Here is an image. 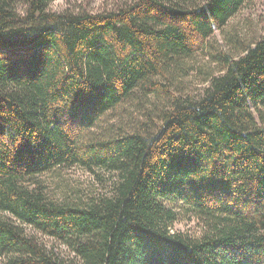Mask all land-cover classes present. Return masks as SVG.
Masks as SVG:
<instances>
[{
  "label": "trees",
  "instance_id": "obj_1",
  "mask_svg": "<svg viewBox=\"0 0 264 264\" xmlns=\"http://www.w3.org/2000/svg\"><path fill=\"white\" fill-rule=\"evenodd\" d=\"M53 1L0 0V264H264V37L213 44L253 0ZM71 167L113 173L110 191L57 201L38 179ZM182 213L198 236L172 230Z\"/></svg>",
  "mask_w": 264,
  "mask_h": 264
},
{
  "label": "rangeland",
  "instance_id": "obj_2",
  "mask_svg": "<svg viewBox=\"0 0 264 264\" xmlns=\"http://www.w3.org/2000/svg\"><path fill=\"white\" fill-rule=\"evenodd\" d=\"M127 0H55L49 3L48 9L52 12H61L64 9L86 10L89 12H102L112 9L116 4ZM17 8H22L21 0H16ZM19 3V4H18ZM264 37V0H253L242 11L231 18L222 31L214 32L213 44L215 50H222L234 53L237 47V40L259 39ZM211 49V52H215ZM194 64V71L186 70V74L180 79L184 84V89L191 95H197L199 92L195 80L200 78V68L204 70L217 67L215 58L206 50L203 54L197 55L191 60ZM184 71V70H183ZM152 100V99H151ZM157 103L160 102L157 101ZM152 108V104H146ZM133 106L130 103L123 104L114 112V119L124 128H129L134 124ZM142 112V111H141ZM144 113V111H143ZM140 114V113H139ZM138 114V115H139ZM154 119L155 113L152 115ZM138 126V124H136ZM105 127L108 124L104 125ZM151 130L155 126L150 125ZM100 132H105L104 127L94 129L93 133L100 136ZM46 192L57 201L80 203L88 196L108 193L114 180V174L107 170H97L91 173L80 167L57 168L51 172L42 175L38 179ZM0 216H9L7 213L0 212ZM16 223L19 222L13 219ZM25 230L34 235L35 238L53 252L61 256H72L70 250L61 244L40 232L23 225ZM173 231L188 232L193 236H198L202 230V222L195 217H187L185 213L180 215L177 222L174 223Z\"/></svg>",
  "mask_w": 264,
  "mask_h": 264
}]
</instances>
